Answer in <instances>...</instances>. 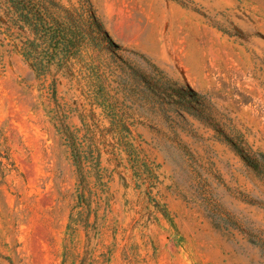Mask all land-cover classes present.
<instances>
[{"label":"rangeland","instance_id":"rangeland-1","mask_svg":"<svg viewBox=\"0 0 264 264\" xmlns=\"http://www.w3.org/2000/svg\"><path fill=\"white\" fill-rule=\"evenodd\" d=\"M42 1L85 38L39 71L0 0V264H264V0Z\"/></svg>","mask_w":264,"mask_h":264},{"label":"trees","instance_id":"trees-1","mask_svg":"<svg viewBox=\"0 0 264 264\" xmlns=\"http://www.w3.org/2000/svg\"><path fill=\"white\" fill-rule=\"evenodd\" d=\"M7 1L13 6L18 22L21 25L27 26L34 35V39L28 41V44L31 45L35 43L34 40L37 37L45 41V47L43 49L45 54L43 58L45 60L42 59L43 61H39L34 66L39 69V71L44 70L46 65L53 62L54 57L58 58L57 60L59 63L67 60L77 51L83 42L85 36L81 28L62 23L60 18L56 16V9H52L49 7V4H45L42 0ZM86 12L87 14L89 13L90 19L97 29L95 34L105 37L107 44L111 46V39L108 33L103 31L101 22L91 10ZM90 34H92V31H90ZM162 78L166 80V83L164 81V83H158L152 86L154 92L152 94L153 99H158L161 102L172 101L176 105L187 110L192 109L191 113L193 117L200 118L203 121L210 120V114L207 113V115H203L204 111L200 109L201 96L199 93H194L187 88H183L179 86L177 82L167 79L166 77ZM212 129L220 136L221 140L231 148L235 155L241 158L243 162L257 174H260L261 166L256 159L251 157L250 150L243 139L226 135L224 132L216 130L214 127H212ZM261 159H263V157H261ZM77 168H79L78 165Z\"/></svg>","mask_w":264,"mask_h":264}]
</instances>
